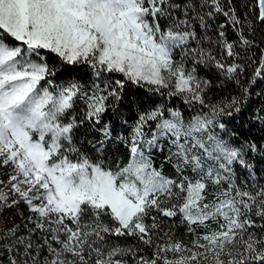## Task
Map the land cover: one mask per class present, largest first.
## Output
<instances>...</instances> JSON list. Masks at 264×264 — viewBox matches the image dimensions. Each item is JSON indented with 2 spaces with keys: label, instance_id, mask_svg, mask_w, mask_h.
Instances as JSON below:
<instances>
[{
  "label": "snow or ice",
  "instance_id": "6c2138e0",
  "mask_svg": "<svg viewBox=\"0 0 264 264\" xmlns=\"http://www.w3.org/2000/svg\"><path fill=\"white\" fill-rule=\"evenodd\" d=\"M241 7L0 0V212L27 211L26 234L0 232L9 264H264V177L250 159L264 161V140L228 127L239 97L211 96L251 66L239 61L256 47L264 0ZM249 60L250 83L264 81V48ZM129 85L179 98L188 114L138 107L113 136L103 118ZM253 119L264 125V108ZM84 126L100 139H78ZM116 143L127 162L112 166L105 152Z\"/></svg>",
  "mask_w": 264,
  "mask_h": 264
},
{
  "label": "trees",
  "instance_id": "16d2710c",
  "mask_svg": "<svg viewBox=\"0 0 264 264\" xmlns=\"http://www.w3.org/2000/svg\"><path fill=\"white\" fill-rule=\"evenodd\" d=\"M236 4L240 11L243 12L244 9L241 7L242 0H236ZM209 23V35L215 39V32L219 24L224 23V17H217L214 21H210ZM227 34L233 38L235 36V33L230 27L227 29ZM254 40L256 47L247 53H241V59L239 62L242 65L247 62L251 66L247 67L243 73L239 74V83L234 81L226 84L223 89L215 88L213 89L211 96L213 102L222 98H231L232 96L239 97L242 101V104L240 105L241 110L240 112L235 113L231 120L226 119L228 127L238 132L240 139L248 138L261 141L264 140V125H261L258 121L254 120L253 117L258 109L264 108V81L258 79L256 83H250L256 65L251 64L249 57H252V59H258L260 56V49L264 48V26L257 27ZM200 74L204 76L209 73L202 70ZM75 75H83V72L76 73ZM244 87L249 88L247 97L243 94ZM154 103H165L168 106L180 108L186 115L188 114V109L179 98L168 99L166 97H161L158 94L147 93L142 89L129 85L123 99L116 104V111L113 112L110 109L105 114L103 122L112 123L113 136L121 131L126 134L127 126H121V118L127 120L128 123L131 124L136 118L138 107L147 108ZM77 136L78 139H85V141L100 139V133L91 130L88 126L81 127L78 130ZM105 158L112 166H115L116 163H126L127 149L119 143L110 144L106 149ZM162 158L161 153H156L157 165H159ZM250 159L255 165L258 178L264 177V161H261L259 157L252 156H250ZM166 171H171V169L166 166ZM2 178L3 177L0 174V179ZM26 216L27 211L24 209L23 205H21L20 208H11L0 212V232H6L8 228L14 225H19V234H26L27 228L24 223ZM28 227H31V225H28ZM176 231L178 234L182 233L183 228H178ZM9 257L10 254L8 251L5 248L0 247V264H9Z\"/></svg>",
  "mask_w": 264,
  "mask_h": 264
},
{
  "label": "rangeland",
  "instance_id": "374dc122",
  "mask_svg": "<svg viewBox=\"0 0 264 264\" xmlns=\"http://www.w3.org/2000/svg\"><path fill=\"white\" fill-rule=\"evenodd\" d=\"M5 172H6V170H2V169H0V174L2 175V179H6V175H5Z\"/></svg>",
  "mask_w": 264,
  "mask_h": 264
}]
</instances>
